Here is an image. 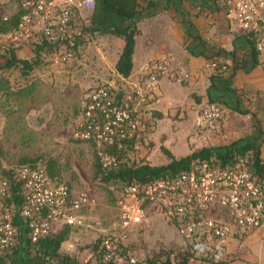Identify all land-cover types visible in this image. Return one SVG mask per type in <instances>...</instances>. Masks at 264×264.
Returning <instances> with one entry per match:
<instances>
[{
  "label": "built area",
  "instance_id": "built-area-1",
  "mask_svg": "<svg viewBox=\"0 0 264 264\" xmlns=\"http://www.w3.org/2000/svg\"><path fill=\"white\" fill-rule=\"evenodd\" d=\"M210 1L226 21L250 33L255 50L264 54V0ZM169 3L174 9L181 7L180 0ZM93 4L94 0H19L20 15L12 30L0 35V46L3 50H31L44 42L41 55L47 64L51 68L66 64L74 55L70 46L78 25ZM202 67L213 75L228 72L226 63L214 56ZM177 69L163 54L150 59L134 83L117 75L118 85L111 80L96 86L85 95L73 120L72 139L117 149L125 146L131 164L145 163L133 156L150 128L146 106L154 95L140 81L151 84ZM179 71L182 81L193 78L190 72ZM262 98L264 104V92ZM221 118L216 102L206 103L200 111V119L211 132L219 131ZM99 163L102 170L109 171L120 162L104 153ZM91 205L85 192H74L66 183L49 177L43 165H21L8 171L0 177V257L6 259L20 239L33 245L61 226L83 228V214ZM114 211L111 229L97 248L88 250L82 261L69 264H226L233 260L231 246L243 233L264 231V189L248 174L242 159L226 167L200 162L174 177L127 185L116 199ZM152 211L176 225L184 238L181 247L153 253L139 250L129 239L124 230L146 222Z\"/></svg>",
  "mask_w": 264,
  "mask_h": 264
},
{
  "label": "rangeland",
  "instance_id": "rangeland-1",
  "mask_svg": "<svg viewBox=\"0 0 264 264\" xmlns=\"http://www.w3.org/2000/svg\"><path fill=\"white\" fill-rule=\"evenodd\" d=\"M180 5V10H177L166 0H155L151 6L136 10L135 14L140 16L141 30V34L136 37V44L141 46L147 39L152 40L151 45L163 38L169 37L170 40L167 28L170 21L165 14L169 12L177 16L185 7L192 8L190 14L187 12V20L189 17L193 21L217 18L226 24L225 27L232 34L243 33L233 23L226 21L210 0H180ZM17 11L18 0H0V22H10ZM84 14L87 16L89 11ZM149 16L158 18V23L153 25L149 22ZM83 22L78 25L79 28ZM83 40L78 49L73 51V58L57 68H51L44 58V64H39L25 75H22L19 65L0 68V80L4 86V90L0 91V175L18 167L21 159H36L35 163L45 168L46 162L51 163L55 178L66 183L72 191L88 195L92 205L83 214L85 226L72 230L62 245L66 252L74 256V260L79 261L91 249L90 244L111 229L115 211L113 185L101 184L94 178L93 148L88 142L72 139L73 120L85 95L93 88L111 80L119 84L112 65L120 47L119 39L112 37L85 36ZM6 53L0 46V66ZM146 54L139 52L140 58ZM15 56L17 59L31 60L32 52L22 49L16 51ZM168 57L171 59V56ZM143 66L137 72L138 77ZM179 74L177 69L169 75L170 78L162 75L151 84L145 79L140 81L142 87L154 95V99L146 106L150 128L144 134L140 150L133 156L138 162L144 161L151 166L164 165L169 159L163 150L178 159L201 147L231 142V137L225 139L224 144L215 142L220 136H212L214 132L209 131L200 119V111L208 100L196 106L194 99L189 96V92L195 89L202 91L203 85L193 86L190 83L192 79L184 82ZM122 86L127 90L126 84ZM219 102L221 120L226 114L228 118H243L242 108L236 102ZM189 105L195 108H189ZM219 134L223 135L221 131H218ZM146 217V222L124 230L139 250L157 253L183 245L184 238L178 233L176 225L167 221L162 213L152 211ZM254 239V231L242 234L233 247L237 256L234 261L245 263L246 253L256 249L257 242H253Z\"/></svg>",
  "mask_w": 264,
  "mask_h": 264
},
{
  "label": "trees",
  "instance_id": "trees-1",
  "mask_svg": "<svg viewBox=\"0 0 264 264\" xmlns=\"http://www.w3.org/2000/svg\"><path fill=\"white\" fill-rule=\"evenodd\" d=\"M139 0H94L93 8L86 16L83 25L80 26L78 34L75 36L74 43L71 50L76 51L79 44L84 42V36L89 38L97 37H112L120 39L123 42L121 49L118 52L117 59L114 63L115 73L127 78L132 68V53L134 46V38L139 31L135 26L133 17L136 12ZM146 6H151L155 0H142ZM171 2L174 0H166ZM19 2V0H18ZM20 10L12 17L10 22H0V35L4 34L15 26ZM241 38L244 45L248 49V56L251 59L252 67L257 63V56L259 52L255 50L254 37L248 33L243 32L242 35H236ZM45 43L35 45L31 49V60L17 59L15 52L11 49H6L7 57L4 59L0 68H9L11 66L19 65L22 75L29 73L39 64H44L41 51ZM224 73L212 76H221ZM209 80L210 84L206 89L207 103L216 102L219 100L228 101L224 94L221 97L211 100L208 95L209 89L212 86V78ZM219 87L223 92H232L230 88L229 78L218 77ZM4 90L2 81L0 80V91ZM223 98V99H222ZM235 103V101H234ZM237 103V102H236ZM243 111L242 114H246ZM93 148V174L94 178L101 184H112L114 191L113 204L116 199L120 197L122 190L131 183L144 185L152 180L165 177H174L179 172L188 170L192 164L206 162L217 165L219 167H226L233 164L235 161L242 159L245 163V168L248 174L255 177L258 184L264 189V161L259 157L258 145L251 143L245 139L233 140L224 145L201 147L192 151L190 154L174 159L170 154L163 150L164 155L169 161L164 165L151 166L147 163H130V154L126 150L127 147L117 149L113 146L96 145L94 142H88ZM110 154L119 160V167L114 170L104 171L100 168L99 159L101 154ZM36 159H21L19 165H36ZM41 165V164H40ZM46 172L49 177L55 178L53 165L46 162ZM12 170V169H10ZM8 170V171H10ZM5 171L1 176L6 175ZM72 230L69 226H61L55 233L40 238L35 244H30L27 240L20 239L17 246L6 255V259L0 257V264H69L74 260V256L63 249L62 245L67 241ZM105 235L98 236L90 248L94 250L104 238ZM8 261V262H6Z\"/></svg>",
  "mask_w": 264,
  "mask_h": 264
},
{
  "label": "crops",
  "instance_id": "crops-1",
  "mask_svg": "<svg viewBox=\"0 0 264 264\" xmlns=\"http://www.w3.org/2000/svg\"><path fill=\"white\" fill-rule=\"evenodd\" d=\"M145 7H147L146 4L139 0L136 10ZM185 8L177 16L169 12V14H165L171 22L168 23L167 27L170 31V40H168V37L153 41L155 45H151V39H147L141 46L136 44V37L141 34V30L139 28L140 16L135 14V17L134 15L133 21L139 33L134 38L132 68L129 76L124 80L132 83L136 82L137 72L141 66L152 58L163 54L169 55L174 68L186 70L192 74L193 78L190 83H193V86L203 85L202 91L194 88L195 90L189 92V96L194 99L196 106H198L199 102L207 99L206 89L210 84V78H212V86L208 92L211 100H215L220 94H224L228 101L237 102L238 106L242 108L241 111L247 112L242 116L243 118L235 119L233 116L228 118V114H226L224 119L220 121L219 132L221 131L223 135H217L218 132L212 134L215 137L220 136V139L215 142L224 144L230 137L231 141L237 139L248 140L258 145L259 157L264 161V104L262 98L264 92V54L257 56V63L252 67L248 49L241 38L234 39L235 34H232L229 29L227 30L225 23L218 21L217 18L213 20L209 17L205 21L197 19L193 21L191 17L187 20L186 17L188 13H191L192 8ZM151 17L149 16L147 20L156 25L158 18ZM119 41L120 50L123 42L120 39ZM119 50L115 54L112 67ZM139 52L147 54L140 58ZM210 56L225 62L228 66V72L217 77L212 76L209 72L205 73L202 66ZM113 72L115 73L114 67ZM115 75L117 76L116 73ZM218 77L229 78L233 93L226 91L222 93ZM189 108L194 109L195 106L189 105ZM254 234H256V240L254 239L253 242H257L256 249L246 253V261L243 264H264V231H254ZM233 247L234 245L230 248L233 260L226 264H240L234 261L237 256Z\"/></svg>",
  "mask_w": 264,
  "mask_h": 264
}]
</instances>
